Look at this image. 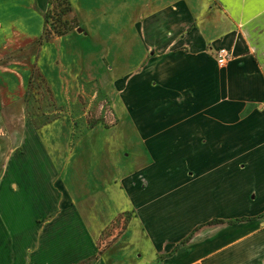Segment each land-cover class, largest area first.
I'll return each instance as SVG.
<instances>
[{
	"label": "crops",
	"instance_id": "1",
	"mask_svg": "<svg viewBox=\"0 0 264 264\" xmlns=\"http://www.w3.org/2000/svg\"><path fill=\"white\" fill-rule=\"evenodd\" d=\"M112 2L116 31L51 38L35 63L95 83L116 125L24 119L13 146L0 116V264H264V0Z\"/></svg>",
	"mask_w": 264,
	"mask_h": 264
},
{
	"label": "rangeland",
	"instance_id": "2",
	"mask_svg": "<svg viewBox=\"0 0 264 264\" xmlns=\"http://www.w3.org/2000/svg\"><path fill=\"white\" fill-rule=\"evenodd\" d=\"M113 3L112 0H48L47 10L42 14L38 11L35 0H0V48L8 42L7 39H11L15 44L7 56L0 57V65L9 71L3 80L0 78V83L4 86L3 93L0 94V116L2 123L11 133V145H16L12 135H16L21 130L24 119L35 127L50 128L53 126L51 123L58 120L61 124L60 119L64 118L67 119L70 127L75 129L78 127V120L74 117L78 113L90 127L99 123L105 128L116 125L117 118L111 104L95 83L82 81L77 91L72 85L67 87L66 82L63 81L66 73H60L58 67L53 69L47 51L41 62L43 73L49 82L47 84L41 73L37 71L35 63L40 44L51 38L77 32L81 27L97 28L98 26L103 34H112L116 31ZM67 5L71 7L69 12L66 11ZM211 8L224 10L216 3ZM103 17H105L104 22H100ZM189 27L188 30L193 28L194 24ZM57 34L62 35L57 36ZM17 38L25 43L24 46L17 45ZM34 38L39 39H35L33 43L26 41ZM110 41L109 44L112 43V40ZM48 49L51 52L50 46ZM256 58H260L261 62L264 60L262 55ZM67 68L71 72L68 65ZM81 69L77 70V73L82 72L83 77L86 78L87 70ZM117 70L121 72L120 69ZM70 72L68 74H71ZM53 95L56 96V101ZM59 124L54 127H58ZM77 170V175L81 172L84 176L88 173L90 177L96 175L93 168L88 172L82 167ZM109 232L112 233L110 237L103 236L98 242L99 250L120 230H109ZM143 252L141 262L147 261L149 257L147 248ZM91 262L92 259L83 264H91Z\"/></svg>",
	"mask_w": 264,
	"mask_h": 264
},
{
	"label": "built area",
	"instance_id": "3",
	"mask_svg": "<svg viewBox=\"0 0 264 264\" xmlns=\"http://www.w3.org/2000/svg\"><path fill=\"white\" fill-rule=\"evenodd\" d=\"M232 59V53L230 50L218 49L216 52V61L219 67H224Z\"/></svg>",
	"mask_w": 264,
	"mask_h": 264
},
{
	"label": "trees",
	"instance_id": "4",
	"mask_svg": "<svg viewBox=\"0 0 264 264\" xmlns=\"http://www.w3.org/2000/svg\"><path fill=\"white\" fill-rule=\"evenodd\" d=\"M68 4H69V3H68ZM66 8H67L66 11H68V12L71 10L70 5H67ZM62 34H63V33H62ZM62 34H57V36L62 35ZM49 37H51V36H49ZM47 38H48V37H47Z\"/></svg>",
	"mask_w": 264,
	"mask_h": 264
},
{
	"label": "water",
	"instance_id": "5",
	"mask_svg": "<svg viewBox=\"0 0 264 264\" xmlns=\"http://www.w3.org/2000/svg\"><path fill=\"white\" fill-rule=\"evenodd\" d=\"M77 32H78V33H81L82 31H81V29H77Z\"/></svg>",
	"mask_w": 264,
	"mask_h": 264
}]
</instances>
